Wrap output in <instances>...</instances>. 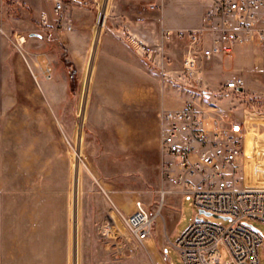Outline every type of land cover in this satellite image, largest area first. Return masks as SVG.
<instances>
[{
  "label": "rangeland",
  "instance_id": "374dc122",
  "mask_svg": "<svg viewBox=\"0 0 264 264\" xmlns=\"http://www.w3.org/2000/svg\"><path fill=\"white\" fill-rule=\"evenodd\" d=\"M156 1L81 0L73 30L55 33L39 22L41 14L52 19L50 0H0V250L8 214L20 212L11 222L21 229L14 237L35 249L21 264H42L45 255L48 264H165L162 243L168 261L182 264L174 245L195 212L189 196L159 200L157 192L170 189L162 178L160 116L197 91L163 76L180 69V45L167 44L150 62L127 35L157 44L168 29L163 18L193 24L206 2ZM246 52L213 59L203 80L209 102L244 121L251 155L254 145L264 147V54ZM40 65L50 75L41 77ZM232 78L244 87L226 93ZM40 180L48 182L42 189ZM136 200L150 213L160 209L143 244L124 222ZM105 222L113 224L112 237L98 233ZM253 225L264 235V225ZM219 254L229 260L225 246ZM259 259L264 264V251Z\"/></svg>",
  "mask_w": 264,
  "mask_h": 264
},
{
  "label": "built area",
  "instance_id": "2783aa9c",
  "mask_svg": "<svg viewBox=\"0 0 264 264\" xmlns=\"http://www.w3.org/2000/svg\"><path fill=\"white\" fill-rule=\"evenodd\" d=\"M50 1L52 19L41 14V28L71 32V7L81 0ZM198 1L206 2L198 27L164 29L160 42L151 45L127 35L135 53L150 62L163 55L167 44L180 45V69L175 75L163 71V76L197 91L182 107L161 113L162 178L170 189H160L157 194L161 203L169 195L178 200L191 198L195 219L174 245L182 264H260L264 235L253 222L264 225V147L254 145L251 155L246 154L244 121L240 124L209 102L203 77L207 64L231 56L237 48L253 46L264 54V0ZM46 72L50 75L49 68ZM243 87L241 78L224 84L226 93ZM203 213L227 223L213 222L212 216ZM159 214L160 209L150 213L143 201L134 202L124 222L135 243L143 244L151 236ZM113 230V224L105 222L98 233L107 238ZM220 245L228 251L226 262L220 259Z\"/></svg>",
  "mask_w": 264,
  "mask_h": 264
},
{
  "label": "crops",
  "instance_id": "0c3cea01",
  "mask_svg": "<svg viewBox=\"0 0 264 264\" xmlns=\"http://www.w3.org/2000/svg\"><path fill=\"white\" fill-rule=\"evenodd\" d=\"M161 2H163V0H160ZM160 1H156V2H160ZM77 7H76V4L75 5H72V7H71V11H72V9L73 10H75ZM202 13L203 12H201L200 13V15H198V17L194 20V23L192 24L191 22H190V24L189 25H187V26H176V25H174V23H173V21L172 20H169V19H164L163 18V21H162V23L165 25V26H167L168 27V29H172V30H180V29H187V28H192V26H194V25H196L195 27H198L199 25H200V17H201V15H202ZM191 26V27H190ZM184 27V28H183ZM161 36V35H160ZM135 37L136 38H138V36L137 35H135ZM139 39V38H138ZM149 42H150V38L148 39L147 38V41H146V43L147 44H149ZM130 46V45H129ZM132 48V47H131ZM247 50V54H249V51H253V52H259V50L257 49V48H255V47H253V46H244V47H240V48H237L236 49V51L234 52V53H236L237 51H239V50ZM233 53V54H234ZM260 53V52H259ZM232 54V55H233ZM231 55V56H232ZM250 55V54H249ZM231 56H229V57H231ZM223 56H221V58H222ZM228 57V56H227ZM38 61V60H37ZM34 66L35 67H38V65H37V62H35L34 63ZM48 68L46 67L45 68V70H43L42 69V65H40L39 66V68H38V71L40 72V74H41V77H45V72H46V70H47ZM50 69V68H49ZM51 70V69H50ZM51 76H52V72H51ZM127 93L126 94H129V90H125ZM212 96H211V101H212ZM213 102V101H212ZM213 104H215L214 102H213ZM222 113L223 114H226L225 112H223L222 111ZM240 124L242 123V121H239V120H237ZM44 182H46V183H48L47 181H43V180H40V188L42 189V187H43V183ZM10 203H12V201L10 200L9 201ZM21 213L20 212H18V213H16V212H12V213H9L8 214V219L10 220V225H9V227H4V232H3V235H4V238H3V240H2V245H1V250H0V253H1V255H0V259H1V264H21V262L22 261H24V260H28V258H27V255H24V252L25 253H27V252H34L35 251V249H33L34 248V246H32L31 244H29V243H26V246L21 242V239L20 238H15L14 237V235H17L18 237H20V235H21V229L19 228V230H18V232L16 231L15 232V230H13L14 229V227L13 226H16V223H13V226H11V222L13 221V220H16V219H18V220H20V218H21ZM17 216H19L18 218H17ZM28 219H29V217H28ZM46 220H48V219H50L51 220V217L50 218H48L47 216H46V218H45ZM174 225V224H173ZM173 225L168 229V231H167V235L169 236V235H171V234H173L174 233V229H173ZM20 226V225H19ZM42 228V227H41ZM12 229V230H11ZM46 229L48 230V228L46 227ZM9 230V231H8ZM27 231H29V232H35V229H27ZM157 231V230H156ZM14 237V238H13ZM150 239V237L146 240V241H148ZM146 241H144V243L146 242ZM166 245H167V243L165 244V243H162V245H161V248H160V250H161V253L165 256V258H166V261H165V264H171L169 261H168V259H167V256H166V254L164 253V251H165V247H166ZM32 257V256H31ZM48 257V255H45L44 256V258L43 257H41L42 258V264H48L49 262H48V259H46ZM33 258V257H32ZM31 260V259H30ZM32 261V260H31Z\"/></svg>",
  "mask_w": 264,
  "mask_h": 264
},
{
  "label": "water",
  "instance_id": "95a60500",
  "mask_svg": "<svg viewBox=\"0 0 264 264\" xmlns=\"http://www.w3.org/2000/svg\"><path fill=\"white\" fill-rule=\"evenodd\" d=\"M241 89H239V91H240ZM204 215H206V216H212V217H214V218H217L216 216H214V215H210V214H207V213H203Z\"/></svg>",
  "mask_w": 264,
  "mask_h": 264
}]
</instances>
